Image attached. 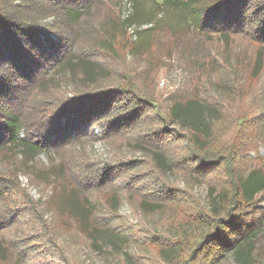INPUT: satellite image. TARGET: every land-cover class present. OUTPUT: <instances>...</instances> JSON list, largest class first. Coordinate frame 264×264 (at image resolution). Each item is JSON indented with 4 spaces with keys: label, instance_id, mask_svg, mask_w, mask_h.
Returning <instances> with one entry per match:
<instances>
[{
    "label": "rangeland",
    "instance_id": "obj_1",
    "mask_svg": "<svg viewBox=\"0 0 264 264\" xmlns=\"http://www.w3.org/2000/svg\"><path fill=\"white\" fill-rule=\"evenodd\" d=\"M99 2L95 14L85 17L80 24L84 29L77 34L80 39L72 62L65 67L49 68L45 76L49 90L30 95L27 106H37L40 104L37 100L46 107L60 103L62 106L80 94L118 89L133 90L142 99L168 108L172 101L184 95H200L203 101L220 104L223 114L219 115L215 107L209 109L191 103L197 107L195 114L181 115L189 127L195 117L204 124L205 133L198 142L202 146L197 154L208 150L230 156L237 150L238 157L246 155L264 163V145L257 153L239 148L242 138L256 139L257 129L264 131V126H241L242 119L255 112L264 114V110L259 109L264 107V67L260 78L256 76L257 71L253 73L255 62L264 65L262 43L250 34H203L188 24L191 18L186 10L162 0ZM198 42L205 45L203 49L206 48L207 54L201 52L196 59L197 54L188 51L190 45ZM83 55L91 56L109 75L103 73L99 79L86 81L94 67L80 60ZM84 60L87 59L84 57ZM104 123L88 128L82 142L67 150L43 152L34 160H25L22 150L14 145L0 152V264H130L131 253L128 256L122 251L120 237L100 239V252L91 247L81 225L62 210L64 199L70 200L68 196H72L73 188L79 191L78 184L89 182L92 171H104L110 165L123 167L124 163L147 154L136 147L132 135L128 139L107 140ZM179 123L171 124V129L181 130ZM28 124L29 129H33L39 121ZM240 164L249 168L244 161ZM140 174L148 176L149 167L144 166ZM133 178L139 180L131 173L114 185L109 182L111 188L89 187L85 190L88 193L83 192L92 197L99 208L97 221L107 219L115 226L129 229L138 245L143 244L135 252L136 264H164L158 256V247L149 243L152 232L157 234V242L173 237L182 245L183 238L177 231L188 229L195 236L204 234L207 229L196 225L183 204L164 213L144 212L140 204L146 189H136ZM187 178L183 172L170 173L167 181L175 182L181 189L189 187L203 207L216 205L207 196L206 183L188 184L189 176ZM212 180L216 185L227 180L224 166ZM138 182H143L147 188L153 184L150 178ZM258 206L264 209V203ZM26 251L33 253L26 256ZM214 264H264V219L248 243L227 251Z\"/></svg>",
    "mask_w": 264,
    "mask_h": 264
},
{
    "label": "trees",
    "instance_id": "obj_2",
    "mask_svg": "<svg viewBox=\"0 0 264 264\" xmlns=\"http://www.w3.org/2000/svg\"><path fill=\"white\" fill-rule=\"evenodd\" d=\"M99 1L0 0V152L8 145H14L22 150L25 160H34L43 152L64 151L82 142L83 133L88 128L103 122L107 140L120 137L128 139L132 135L136 147L147 154L124 163L123 167L110 165L104 171H92L89 182L77 185L79 191L77 187L73 188L70 192L72 196H68L70 200L63 198V212H68L69 218L81 225L91 247L98 251L102 248L100 239L120 237L122 251L128 256L131 253L130 264H136L135 252L143 244L138 245L129 229L115 226L107 219L97 221L99 208L85 191L89 187L111 188L109 182L114 185L122 177L135 174L139 179L133 178L136 189H146L140 204L144 212L164 213L183 204L191 212L190 217L197 222L196 225L207 229L206 233L195 236L188 229H183V233L177 231L183 238L182 245L175 242L173 237L157 242V234L151 231L153 235L149 234V243L158 247V256L163 263L214 264L227 251L248 243L264 219V209L258 206L264 203V163L255 162L246 155L238 157L235 155L237 150L225 156L203 147L205 153L197 154L202 146L198 142L201 135L204 136V124L195 116L192 118L195 122L190 127L182 121L183 113L195 114L194 108L197 107L191 103L204 108H216L221 115L223 111L220 104L203 101L200 95H184L174 103L172 101V106L168 108L154 104L152 100L142 99L133 90L118 89L107 93L80 94L62 106L60 103L58 106L46 107L42 106L44 102L38 100L40 104L37 106H27L30 95L37 91L43 94L49 90L45 85L49 68L65 67L72 62L80 39L77 34L84 29L80 24L85 17L95 14ZM162 1L179 10H186L191 18L188 24L203 34H250L264 45V0ZM204 46L201 42L194 43L188 52L197 54V59L201 52L207 54ZM80 60L94 67L87 74L89 77L86 81L92 82L101 75H109L108 70L101 64L96 65V60L91 56L83 55ZM263 67L260 62H255L253 73L257 71L256 76L259 78ZM259 109L264 110V107ZM256 113L242 119L244 124L241 126H264V114ZM32 121H39V124L29 129L28 122ZM178 121L181 130H172L170 125ZM256 136V139L242 138L239 148L257 153L264 145V131L257 129ZM180 153L182 156H177ZM241 161L248 164L249 168L240 164ZM144 166L149 167L148 176L140 174ZM223 166L227 180L216 185L212 180L213 175ZM178 172H183L186 178L189 176L188 184L206 183L209 187L207 196L216 205L203 207L189 187L181 189L175 182L167 181L170 173ZM148 178L153 182L148 188L143 182H138ZM157 184L159 186H153ZM28 253L33 252L26 251L25 255Z\"/></svg>",
    "mask_w": 264,
    "mask_h": 264
}]
</instances>
